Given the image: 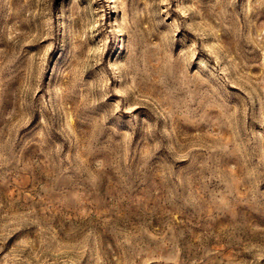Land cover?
Here are the masks:
<instances>
[{
  "label": "rangeland",
  "instance_id": "374dc122",
  "mask_svg": "<svg viewBox=\"0 0 264 264\" xmlns=\"http://www.w3.org/2000/svg\"><path fill=\"white\" fill-rule=\"evenodd\" d=\"M0 264H264V0H0Z\"/></svg>",
  "mask_w": 264,
  "mask_h": 264
}]
</instances>
